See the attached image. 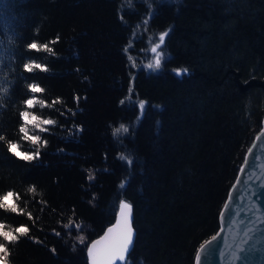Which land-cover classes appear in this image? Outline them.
I'll list each match as a JSON object with an SVG mask.
<instances>
[{
    "label": "trees",
    "instance_id": "1",
    "mask_svg": "<svg viewBox=\"0 0 264 264\" xmlns=\"http://www.w3.org/2000/svg\"><path fill=\"white\" fill-rule=\"evenodd\" d=\"M169 29L170 59L146 68ZM33 96L43 105L27 109ZM26 110L56 121L28 126L38 145L19 131ZM263 116L264 0H0V196L23 210L0 209V222L29 228L7 244L9 264H88L121 200L135 232L124 264H194ZM121 124L129 132L114 136ZM7 141L39 158L18 159Z\"/></svg>",
    "mask_w": 264,
    "mask_h": 264
},
{
    "label": "snow or ice",
    "instance_id": "2",
    "mask_svg": "<svg viewBox=\"0 0 264 264\" xmlns=\"http://www.w3.org/2000/svg\"><path fill=\"white\" fill-rule=\"evenodd\" d=\"M147 23V21H145ZM171 29L161 33L158 37V42L154 43V46L150 48L151 53L154 54L155 58L152 62L145 65L146 68L157 71L161 70L163 66V62L170 59L167 56L165 51V42L166 38L169 36ZM132 46V42H129V48ZM29 49H36L40 50L43 48L44 51L53 53V49L48 47L47 45H38L37 43L33 42L28 44L27 46ZM125 53L128 52V48L124 49ZM128 59L132 61V57L129 56ZM135 67V63L132 65ZM33 69H39L40 71H48L47 67L37 64V63H27L24 64V70L26 72H31ZM177 77H181L182 75L187 74V69H174L173 70ZM29 91L33 94L41 93L43 89L38 84H30L28 85ZM129 92H132V89H129ZM60 100L55 101V103H60ZM25 106L27 109H31L37 103L43 105V101L37 100L35 96L29 98L24 101ZM124 101H121L123 104ZM140 109V115L137 116V121H139L142 116L146 112V101L141 100L138 105ZM63 115V113H61ZM75 115V113H73ZM20 117L23 120V124L20 126L19 131L22 133V139L31 141L33 145H38L41 142V138L39 136L29 134L28 126L31 125L33 128H38L41 132L46 131L47 129L43 127L44 125H54L56 121L51 119H40L35 114H32L29 111H23L20 113ZM128 133L129 128L123 124L120 125L119 128L114 129L113 135L116 136L119 133ZM0 141H5V137L0 135ZM46 143V142H45ZM6 146L8 151L13 155L17 156L18 159L24 161H32L39 158V147H37L36 151L33 153H26L20 151V146L18 143L7 141ZM252 149H249L251 152ZM121 161L127 159L128 165L131 167L134 161L130 158H126L124 155L119 157ZM247 162V157L245 158ZM92 175L89 176V179H93ZM126 186V182H122L120 187L124 188ZM29 191L34 192V188H30ZM230 198L235 199V195L230 193ZM19 196L15 195L12 191L5 193L4 195L0 196V209L10 210L13 213L22 214L23 210L19 209L15 203V200H18ZM8 201H12V203H6ZM227 207H231L229 204ZM132 211L133 205L125 200H121L119 203V212L117 214L116 223L107 229V232L104 234L103 237L94 241L88 247V257H89V264H114L115 261L119 260L121 264H124L126 261L127 255L133 247V238H134V231L132 228ZM29 219H32L31 214H28ZM222 219L226 222L227 221V212L222 214ZM71 224V221L69 222ZM69 225H65V228H68ZM77 228L80 225H76ZM259 231V229H255ZM29 233V228L27 226L21 225L16 227L15 229L7 228L5 223L0 222V239L4 241V243H0V264H9L8 257L10 255L9 249L7 247L8 243H15L18 241L19 237L25 236ZM57 236L60 235L59 232L56 233ZM251 238V237H249ZM81 243L84 242V237H80ZM39 242V241H37ZM209 247L211 245H201V249L197 253L196 261L197 264H203V255L207 253ZM240 252H243L244 249L240 248ZM234 259H240L239 256H236Z\"/></svg>",
    "mask_w": 264,
    "mask_h": 264
},
{
    "label": "water",
    "instance_id": "3",
    "mask_svg": "<svg viewBox=\"0 0 264 264\" xmlns=\"http://www.w3.org/2000/svg\"><path fill=\"white\" fill-rule=\"evenodd\" d=\"M249 149L252 151L249 152ZM230 193L235 195V199L230 198ZM229 204L230 208L227 207ZM118 212L119 208L117 214ZM225 212H227L226 222L222 219V214ZM117 214L114 222L99 237L88 243L87 257L88 247L103 237L107 229L116 223ZM218 223L216 233L201 244L211 245L202 257L203 264H264V116L261 128L248 147L237 176L228 191L219 212ZM257 228L259 231L255 230ZM134 239L135 232L133 242ZM201 245L195 253L194 264H197L196 257ZM240 248L244 251L240 252ZM236 256L240 259H234ZM114 264L121 262L117 260Z\"/></svg>",
    "mask_w": 264,
    "mask_h": 264
},
{
    "label": "rangeland",
    "instance_id": "4",
    "mask_svg": "<svg viewBox=\"0 0 264 264\" xmlns=\"http://www.w3.org/2000/svg\"><path fill=\"white\" fill-rule=\"evenodd\" d=\"M154 58H155L154 54L151 53V60L149 61V63L152 62V60H154Z\"/></svg>",
    "mask_w": 264,
    "mask_h": 264
},
{
    "label": "bare ground",
    "instance_id": "5",
    "mask_svg": "<svg viewBox=\"0 0 264 264\" xmlns=\"http://www.w3.org/2000/svg\"><path fill=\"white\" fill-rule=\"evenodd\" d=\"M88 258V257H87Z\"/></svg>",
    "mask_w": 264,
    "mask_h": 264
}]
</instances>
